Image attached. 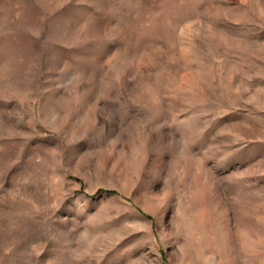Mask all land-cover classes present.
<instances>
[{
	"label": "rangeland",
	"instance_id": "obj_1",
	"mask_svg": "<svg viewBox=\"0 0 264 264\" xmlns=\"http://www.w3.org/2000/svg\"><path fill=\"white\" fill-rule=\"evenodd\" d=\"M0 264H264V0H0Z\"/></svg>",
	"mask_w": 264,
	"mask_h": 264
}]
</instances>
